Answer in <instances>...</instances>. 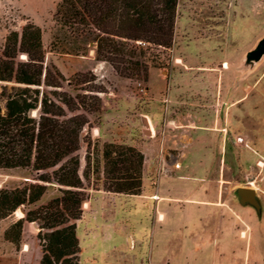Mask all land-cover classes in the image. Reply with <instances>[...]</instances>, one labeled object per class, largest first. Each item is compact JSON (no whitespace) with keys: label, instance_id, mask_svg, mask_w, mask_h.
Masks as SVG:
<instances>
[{"label":"rangeland","instance_id":"rangeland-1","mask_svg":"<svg viewBox=\"0 0 264 264\" xmlns=\"http://www.w3.org/2000/svg\"><path fill=\"white\" fill-rule=\"evenodd\" d=\"M60 1L0 0V55L8 33L12 30L21 32L25 24L33 21L43 31L46 65L57 63L65 71L67 79L76 73L92 70L98 82L105 87L106 92L99 94L100 110L77 111L87 114L90 120L81 133L80 148L76 152L80 161V175L83 177L87 166L89 139L92 140V154L101 152L105 142L135 143L145 151V196L152 193L157 195L160 181L167 184L170 179L182 178L194 165H202L204 161L208 167L206 178L215 185L210 186L211 198L227 201V229L236 230V226H239L237 230L249 231L251 228L254 231V244L252 247L250 243L246 246V241L222 233L223 224L217 210L196 204H189L185 208L175 203L171 208L165 204L160 208L166 210V218L156 222V214H159L151 206L154 200L108 192L102 188V182L94 186L85 180L89 198L83 203L81 218L76 221L79 264H264V210L262 217L257 216L253 209L239 204L237 194L240 186L254 187V136L250 131L254 125V67L264 70V53L257 59L251 52L254 51V37L264 28V16H256L257 12L263 10L264 0H179L180 21L178 23L177 17L172 48L152 47L147 52L150 69L157 73L158 78L167 76L166 83L162 85L151 84L143 78L120 76L108 62H99L91 53L92 49L86 52L85 57L54 51L51 46L56 32L53 15ZM218 41L224 44L223 50L232 60L227 70L236 72V79L227 77V102L242 96V111L237 117V123L241 124L240 132H230L227 143H220L215 137H211V140L207 138L197 146H210L213 153L208 156L212 157L193 159L189 154L193 145H188L186 141V127L173 125L162 128L158 125V133L150 137V127L141 120L137 109L150 104L152 93L158 89L164 95L159 102L183 108L185 115L187 80L181 72L186 70V66L177 64V58L186 57L189 51H193L194 45L197 47L196 54L203 53L204 48L206 53L213 54V51H217ZM93 66L95 69H92ZM235 82L237 91L232 89L233 94L230 95L229 87H234ZM82 86L85 87L83 84L78 88ZM171 89L174 96L169 100ZM64 90L72 95L88 92L76 91L68 81L64 82ZM229 115L230 121H233L234 113L229 112ZM162 129L170 132L165 136ZM238 135L244 137L243 141L235 139ZM225 152L224 166L221 157ZM93 165L94 161L91 163L92 170ZM101 165L103 167V161ZM53 170L37 171L32 166L0 168V188L13 189L31 182L44 183L38 178L52 174ZM224 180L228 181L227 186H218ZM44 184L47 186L46 192L37 203L22 206L12 215L0 219V231L3 232L0 246L2 264L40 263L42 246L38 238V223L24 222L19 247L5 239V231L24 216L25 210L46 204L61 195L58 184ZM166 188L170 190L171 186ZM181 188L183 186H173V194L183 195L185 191ZM236 212L246 223H235L238 218ZM140 233L143 237H140Z\"/></svg>","mask_w":264,"mask_h":264},{"label":"trees","instance_id":"trees-1","mask_svg":"<svg viewBox=\"0 0 264 264\" xmlns=\"http://www.w3.org/2000/svg\"><path fill=\"white\" fill-rule=\"evenodd\" d=\"M178 4L179 0H61L53 15L52 49L74 55L92 49L98 61L108 62L120 76L147 82V52L152 47L172 48ZM45 56L43 31L35 22L6 36L0 55V168H54L38 179L58 184L61 195L25 210L6 229L5 239L19 247L24 222H36L42 246L39 264H79L76 221L89 198L85 180L94 186L102 182L108 192L141 194L145 157L136 147L115 142H105L93 155L89 139L87 166L80 175L76 152L90 120L77 111L100 110L99 94L106 89L92 70L67 79L56 65H46ZM67 81L76 91L88 92L68 93ZM44 183L0 188V219L37 203L46 192Z\"/></svg>","mask_w":264,"mask_h":264},{"label":"crops","instance_id":"crops-1","mask_svg":"<svg viewBox=\"0 0 264 264\" xmlns=\"http://www.w3.org/2000/svg\"><path fill=\"white\" fill-rule=\"evenodd\" d=\"M261 15L264 16V8L260 13H256V16ZM179 21L180 17H178V23ZM263 40L264 28L261 29V31L254 37V53L251 52V55H254V58L258 59L264 53H255ZM220 41H218L219 44L216 46L217 51L214 49L215 51H213V54L206 53V48L203 49V53L196 54L195 48L197 47L196 45H194L193 51H189V54L186 57L177 58V64L182 63L186 66V70L181 72V75H184L187 80L185 115L182 111L183 108H174L171 105H166L165 103L159 102L162 101V97L164 95L158 89L154 93H152V102L150 104L140 106L137 109L138 115L140 116L141 120L144 122V124L150 127V137L158 133V125H160V127L162 128L164 126L170 127L173 125L176 127H186L188 136L186 141L188 145H193V149L189 151V154H191V157L193 159H196L200 156H202L201 158L203 159L212 157L211 155L208 156L209 153H213V150L212 148H210V146H197L199 143L205 142L207 138H210L211 140V137H215L216 140H220V143H227V137L230 135V132H235L236 134H239L240 132L241 124L237 123V119H239L237 117L238 115H241L240 111H242V105L240 104L242 96L236 98L235 101H231L230 103L227 102V77H229L230 79H236V72L227 70L232 60L229 59L225 54L223 50L224 44H222ZM91 53L93 54V56H95L94 50H92ZM82 56L85 57L84 55ZM210 63H213L214 65H208ZM55 65L63 74H65V71L60 67V65H58L57 63H55ZM257 67H254V125L250 130L252 132L251 136H254V187H247L254 188L259 208L249 202H242L240 198H238V202L243 207H249L253 209L254 214L256 213L257 216L262 217V213L264 210V70H257ZM92 69H95V66H93ZM148 81L151 84L162 85L166 83L167 76L158 78L157 73L150 69ZM230 84H232V82H230ZM236 86L237 83L235 82L234 87H232V85L229 87L230 95L233 94L232 89H235L234 91H237ZM172 96H174L173 89H171L169 93V100H172ZM229 112L234 113L235 117L233 121H230L229 116L232 114L229 115ZM162 130L165 136L168 135L167 132H170L168 129ZM243 138L244 137L241 135H238L237 138L235 137L237 141H243ZM252 140L253 139H251V141ZM128 145L136 147L137 149L142 151L143 154L145 153V151L141 150L135 143H130ZM189 154L186 155L189 156ZM221 158L222 160H224V163H222V165L225 166L226 152L223 153ZM207 168L208 167L203 161L202 165H194L191 168V171L188 170L185 176H181L182 178L170 179L168 180L167 184L160 181L159 188L157 189V195H154L152 193L150 196H145V185L143 183L142 177L141 194L122 195L136 197L137 199L146 197L143 200H154L155 203H153L151 206H154L155 212H158L159 214H156V222H162L163 220H165L166 210H161V208H163L165 204L170 208L172 207L173 203L178 205V207L180 208H185L189 204L200 205L203 208L212 207L214 211H218V218L223 224L222 233L225 236L236 238L241 241H246V246H248L250 243V247H252V245L254 244V231H252L251 228L249 231L242 229L237 230L239 226H236V230L227 229L225 214L227 201L225 199L211 198L210 186L215 185H212L210 179L206 178ZM226 183H228V181L224 180L223 183L218 186H227ZM166 186H171L170 190L167 189ZM173 186H183V188L181 189L184 190L185 193H183V195H174L172 192ZM165 188L167 189L166 192L164 190ZM235 214L238 217L237 219H235V223H237L238 221L246 223L241 215H239L237 212ZM251 218L253 219L254 216L252 215ZM2 235L3 232L1 230L0 246L2 245ZM142 235L143 234L140 233V237ZM136 240L137 236L135 242ZM197 251H199V249ZM0 264H2L1 249Z\"/></svg>","mask_w":264,"mask_h":264},{"label":"water","instance_id":"water-1","mask_svg":"<svg viewBox=\"0 0 264 264\" xmlns=\"http://www.w3.org/2000/svg\"><path fill=\"white\" fill-rule=\"evenodd\" d=\"M264 52V40L260 44L259 48L255 51V53L261 54ZM254 53V51H253ZM237 194L242 202H249L259 208V204L256 198V192L254 188L242 186L237 189Z\"/></svg>","mask_w":264,"mask_h":264},{"label":"bare ground","instance_id":"bare-ground-1","mask_svg":"<svg viewBox=\"0 0 264 264\" xmlns=\"http://www.w3.org/2000/svg\"><path fill=\"white\" fill-rule=\"evenodd\" d=\"M225 65V64H224Z\"/></svg>","mask_w":264,"mask_h":264}]
</instances>
